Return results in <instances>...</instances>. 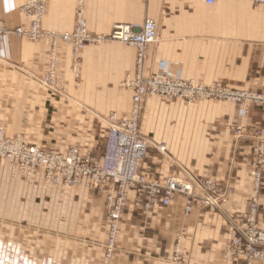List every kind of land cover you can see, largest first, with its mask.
<instances>
[{"label":"crops","instance_id":"crops-1","mask_svg":"<svg viewBox=\"0 0 264 264\" xmlns=\"http://www.w3.org/2000/svg\"><path fill=\"white\" fill-rule=\"evenodd\" d=\"M27 0H0V19L9 27L28 25ZM78 0H48L43 27L71 31ZM90 31L108 34L116 24L142 25L154 19L158 39L148 47L144 75L264 90V4L249 0H85ZM50 46L15 35L0 36V124L8 134L61 151L78 145L85 155L102 153L111 112L125 114L131 92L123 85L136 72L135 46L106 41L81 52L80 76L72 72V48L57 46L63 94L40 84L49 67ZM264 124L262 110L241 115L230 101L185 104L147 101L141 129L150 140L141 170L164 181L177 167L207 177L228 194L220 206L197 201L186 211L176 195L149 212L136 205L134 191L122 213L115 248L109 254L105 196L86 186L48 185L15 178L0 165V264H226L225 245L253 196L252 134ZM243 125L246 135L238 137ZM167 145V154L158 144ZM264 174V173H263ZM264 229V175L257 214ZM232 264H246L243 259ZM253 264H264L255 261Z\"/></svg>","mask_w":264,"mask_h":264},{"label":"built area","instance_id":"built-area-1","mask_svg":"<svg viewBox=\"0 0 264 264\" xmlns=\"http://www.w3.org/2000/svg\"><path fill=\"white\" fill-rule=\"evenodd\" d=\"M204 1L213 5L220 0ZM251 1L264 4V0ZM26 7H34L40 14L44 9V0H32ZM19 31L22 32L21 29ZM68 37L69 35L65 36ZM76 37L80 44L99 42L109 37L137 46L139 72L135 79L127 82L134 91L132 114L129 117L117 114L109 116L105 150L100 155L92 156L82 155L77 147H71L65 153L43 150L38 145H27L20 137L6 136L4 129L0 128V165L8 162L14 170L23 172L44 168L50 172L51 180L55 183L67 187L85 183L104 193L109 225V254L115 248L122 213L129 201V191L135 192L136 205L146 212L157 205L168 206L179 194L186 200L187 212L191 211L192 205L197 201L204 205L220 206L229 190L219 187L207 177H196L184 167H177L161 181L141 170L150 145V140L141 135L137 125L142 101L147 96L155 95L178 97L188 102L229 100L239 103L244 115L249 112L250 105L257 104L262 108L264 117V90L251 92L218 83L208 85L195 80L144 77L142 67L147 57V46L157 39V22L154 19H147L138 31L130 25H117L111 35L96 38L87 33L86 23L80 20ZM259 140L251 168L254 193L249 210L236 216L229 231L225 245L226 264L239 259H243L246 264H253L257 260L264 262V230L257 220L264 172V127L259 131ZM160 151L167 154L164 145ZM172 260L174 264H181V253L176 251Z\"/></svg>","mask_w":264,"mask_h":264},{"label":"rangeland","instance_id":"rangeland-1","mask_svg":"<svg viewBox=\"0 0 264 264\" xmlns=\"http://www.w3.org/2000/svg\"><path fill=\"white\" fill-rule=\"evenodd\" d=\"M249 1H251V0H249ZM30 2H32V0H27L22 6V11L29 18V24L28 25H19V26H16V27H9V26H7L5 24V22L2 19H0V23L2 24V27L0 28V36L15 35V36H17L19 38H23V39H26V40H29V41H32V42H35V43L45 42L47 45L50 46L48 70H47V72L45 74H43L42 76L38 77L37 81L40 84H42V85L46 86L47 88H49L51 91L56 92L57 94H60V95L63 94V85L60 82V78H59L58 72H57V46H58L59 42H64L68 46H71L72 52H73L71 68H72V72L75 75V77L79 78L80 70H81V68H80L81 52L87 46H91V45H94V44H101V43L106 42V41H113V40L121 41V40H118V39H111V38L107 37V38H105L102 41H99V42L97 41V42H94V43H89L88 42V43H85V44H80L78 42V38L76 37V35L78 33L80 20H83L86 23L87 33L90 36H92V37L96 38V37L101 36V35L109 36L113 32V30H112L108 34H105V33L94 34V33H92L90 31V29L88 27L87 18H86V15H85V0H78L77 11H76V23H75L74 29L71 30V31H64V32L59 31V30H49V29H45L43 27V20H44L45 14H46V7H47L48 0H44V9H43V12H41L40 14L38 13V11L36 9H34V7H30V8L26 7L27 4H29ZM149 19H151V18H149ZM117 25H129V24H116L115 26H117ZM142 25H140V26H142ZM115 26H114V28H115ZM130 26H133V25H130ZM140 26H133V28H134V30L138 31ZM19 29H21L22 32H20ZM66 35H69V37L65 38ZM157 39H158V25H157ZM121 42H123V41H121ZM123 43H125V42H123ZM125 44H127V43H125ZM128 45H130V44H128ZM149 45L147 46V57L144 60V64H143V67H142V75L144 77H146V78H148V77H157V75L145 76L144 72H143L145 61L148 59V56H149V51H148ZM131 46H135V45H131ZM135 47L137 49L136 61H135L136 72L133 73V74H128L125 77V79L123 80V82H122L123 85L126 88H128L130 90L131 94H132V96H131V107L128 110V112L125 113V114H119L118 112H111L105 118L103 117L104 124L106 126L107 132L109 130V128H108V118H109V116L111 114H117L120 117H125V116L129 117L132 114L133 103H134V101H133L134 91H133L132 88H130L127 85V82H128V80L135 79L136 76L138 75V72H139V68H138V48H137V46H135ZM158 77H162V76H158ZM162 78H175V77H162ZM248 91H251V92H262L263 90L262 91L248 90ZM151 98H162L163 100H166L167 102L180 100L181 102H184L185 104H193L195 102L205 101V100H198V101H194V102H188V100L182 99V98H178V97L170 98V97H167V96H159V95L145 97L144 100L142 101L140 113H139L138 120H137L138 130L141 133V135H143V136H144V134H143L142 129H141L142 118H143V115H144L146 103ZM207 100H219V99H207ZM219 101H229V100H219ZM230 102H233V101H230ZM233 103L238 105V107L240 109V112H241V115H243V116H247L250 113L252 107H254V106L260 107L257 104H252V105H250L249 112L244 115L242 113V110H241L240 106H239V103H237V102H233ZM261 110H262V108H261ZM262 115H263V110H262ZM263 121H264V117H263ZM263 127H264V124H263V126L260 129H257L251 136L253 138V141H254L253 150H256L257 146L260 144L259 131ZM0 128L4 129L6 136L12 137V138L20 137V138L23 139V141L27 145H38L43 150H56L57 152H61V153H65L71 147H77L78 150L80 151V153L82 155H85V154H83L81 152V149H80V147L78 145H72V146L68 147L66 150L61 151V149L56 148V147H47L45 145H40L38 143L29 142V141L26 140V138H25V136L23 134H18V135H14V136L10 135V134H8L6 126L3 125V124H0ZM237 135H238V137H243V136L246 135L245 127L243 125H239L237 127ZM144 137H146V136H144ZM163 145L166 147V150H167V145L165 143H163V142L158 144V149L161 150V147ZM105 146H106V138L104 139L103 151L105 150ZM149 148H150V145H149ZM103 151H102V153H103ZM102 153H97V154H92V155H100ZM92 155H85V156H92ZM254 158H255V152H254V157H253L252 161L254 160ZM4 164H8L10 166L11 174H12L13 177L19 178V179H21L23 181H26V182H29V183L35 182L37 180V177L40 175V176H42L43 181H44L45 184L60 186V187L63 188L64 191H67L69 188H72V187L79 188L81 186H86L91 191H93L95 193H98V194H100L102 196H105V194L102 193L101 191L92 189L91 187H89L85 183H82V184H80L78 186H69V187H67L65 185H62L61 183H55L53 180H51L50 172H48L44 168H40V169H38L36 171L27 170V172H23V171H19V170H14V168L8 162H5ZM251 168H252V163H251ZM250 175H251V171H250ZM252 182H253V179H252ZM262 182H263V178H262ZM261 192H262V189H261ZM260 195H261V193H260ZM260 195H259V199H260ZM260 262H262V261H260Z\"/></svg>","mask_w":264,"mask_h":264}]
</instances>
